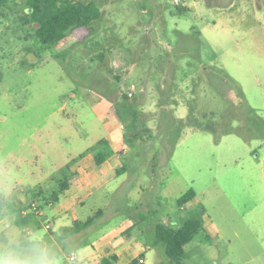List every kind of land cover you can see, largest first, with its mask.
<instances>
[{
    "label": "rangeland",
    "instance_id": "rangeland-1",
    "mask_svg": "<svg viewBox=\"0 0 264 264\" xmlns=\"http://www.w3.org/2000/svg\"><path fill=\"white\" fill-rule=\"evenodd\" d=\"M83 1L102 11L94 34L47 49L24 40L15 21L0 23V228L19 231L21 188L52 223L48 198L106 133L92 110L100 94L113 101L127 153L115 179L75 208L81 221L104 210L83 240L121 239L141 213L178 227L203 210L219 237L200 232L186 245L203 239L195 262L185 264H264V0ZM121 47L129 60L118 70ZM188 190L196 202L180 207ZM41 221L32 237L46 241ZM64 230L52 225L58 245L34 248L46 246L58 264L72 251L80 257V246L59 238ZM145 258L158 262L153 251Z\"/></svg>",
    "mask_w": 264,
    "mask_h": 264
},
{
    "label": "trees",
    "instance_id": "trees-1",
    "mask_svg": "<svg viewBox=\"0 0 264 264\" xmlns=\"http://www.w3.org/2000/svg\"><path fill=\"white\" fill-rule=\"evenodd\" d=\"M102 11L95 1L85 2L83 0H0V23L16 22L18 25L14 31H24V40L32 39L35 45H41L47 49L48 46H56L66 41L70 35L75 34L78 39L91 36L95 32L94 22L101 18ZM26 51H33L27 47ZM37 55V52H34ZM129 60V51L126 48L114 50L112 55V67L124 69ZM1 80V78H0ZM128 97L125 96V99ZM106 143L101 141L94 149L96 165L105 161ZM120 170L117 171V174ZM68 183L63 182L57 191L52 192L48 200L57 202L59 195L67 188ZM195 197V192L188 190L177 200L180 207H184ZM45 201L47 204L49 201ZM24 207V206H23ZM18 209V216L15 219L17 225L31 223L39 227V218L34 215L22 216L21 209ZM41 207V206H40ZM104 210L99 209L86 220H75L70 228H65L64 236L85 232L94 222L95 218L102 215ZM140 220L129 225L124 236L140 233L144 241L151 248L161 250L164 262L160 264H181L185 258V246L190 243L200 232L204 231V212L197 210L186 218L178 227H172L168 223L152 222L146 213L140 214ZM1 217V216H0ZM209 237L206 236V239ZM143 255L134 258L128 264H141L139 262ZM116 255H109L101 258V264H116Z\"/></svg>",
    "mask_w": 264,
    "mask_h": 264
},
{
    "label": "crops",
    "instance_id": "crops-1",
    "mask_svg": "<svg viewBox=\"0 0 264 264\" xmlns=\"http://www.w3.org/2000/svg\"><path fill=\"white\" fill-rule=\"evenodd\" d=\"M92 104V110L102 121V125L105 128L106 133L103 138L99 139L93 146H90L84 152L79 153L77 159L73 160V164L69 168L71 171L70 175L66 179L68 180L67 188L59 195L57 202L47 204L51 211H53V215L51 216L52 223L50 222V218L45 213V218H47L50 223V227L48 228L49 239H46L45 241V238H42L40 235L33 238V229L36 227H34L31 223L17 225L14 221L15 225L19 228V231L11 230L7 233L11 227V222L8 223V225H5L2 229L0 228V235H3V242L6 246H10L18 252L22 251L23 248L30 250L36 247L41 243V240L45 242H52L55 246H57L58 237L55 235L54 231H52V225L56 224L57 227L63 229L67 227V222L69 221L68 219H72L73 223V221L78 218L75 208L78 205H82L86 197L92 196L98 190L103 189L106 187L105 185L115 179L117 171L123 165L121 162V156L127 153V148L119 139V128L122 127L120 122L121 119L117 117L113 101L109 97L95 94L94 98H92ZM102 140L106 143L105 161L100 165H96L94 159V149L98 147ZM37 183L41 184L40 182ZM28 198L30 197L28 196L27 189L21 188L18 190V195L16 196L15 201L22 207L29 201ZM196 198L197 195L195 194V197L191 201L196 202ZM5 219V216L4 218H1L0 224ZM159 221L169 223L171 218L167 216V220L160 219ZM203 226L204 237L207 235L209 240L219 237L218 228L207 217L204 219ZM107 235L108 234L100 235L91 241H84L82 233L70 234L67 236L63 235L59 238L64 239L73 247H81L80 258L82 259L83 264H101V258L109 255L117 256L118 261L116 264H128L134 258L143 255V264H145V254L152 251L154 253L156 252L157 255L158 262H156V264H160V260H162L163 255L162 252H160L159 249L151 248L148 244H146L139 232L130 236H124L122 233L121 239L118 238L115 240L109 238L105 239ZM200 237L188 246L189 249L185 246L184 264L185 262H195L194 258L191 260V255L194 251H198V246L204 242ZM205 244L209 245L206 251V255H208L207 259L209 261L212 257L210 255L212 246H210V243ZM196 246L198 250L195 249ZM44 248H46V246ZM201 262H203V260H201Z\"/></svg>",
    "mask_w": 264,
    "mask_h": 264
},
{
    "label": "clouds",
    "instance_id": "clouds-1",
    "mask_svg": "<svg viewBox=\"0 0 264 264\" xmlns=\"http://www.w3.org/2000/svg\"><path fill=\"white\" fill-rule=\"evenodd\" d=\"M0 264H58V261L47 248H34L30 254H21L10 246L0 245ZM73 264L79 262L74 260Z\"/></svg>",
    "mask_w": 264,
    "mask_h": 264
},
{
    "label": "built area",
    "instance_id": "built-area-1",
    "mask_svg": "<svg viewBox=\"0 0 264 264\" xmlns=\"http://www.w3.org/2000/svg\"><path fill=\"white\" fill-rule=\"evenodd\" d=\"M132 95L131 92L128 93V96L130 97ZM21 215L22 216H28V215H34L37 218H45V212L44 210L40 207V205L36 201H29L22 209H21ZM41 223L43 226L48 229L50 227V223L47 218H45V221ZM78 261L79 264H83L82 259L75 253L71 252L66 256V264H73V261ZM139 262L141 264L144 263V260L140 258Z\"/></svg>",
    "mask_w": 264,
    "mask_h": 264
}]
</instances>
